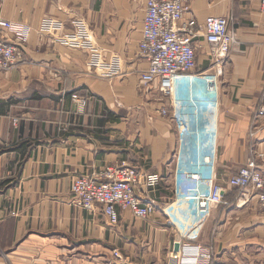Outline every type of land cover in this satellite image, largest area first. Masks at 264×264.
Listing matches in <instances>:
<instances>
[{
    "label": "crops",
    "instance_id": "1",
    "mask_svg": "<svg viewBox=\"0 0 264 264\" xmlns=\"http://www.w3.org/2000/svg\"><path fill=\"white\" fill-rule=\"evenodd\" d=\"M181 1L183 20L197 23L196 68L165 98L140 83L144 0H0V18L30 29L21 64L0 71V264H168L177 248L169 207L202 224L212 264H264V209L227 185L250 153L264 155V119L254 116L264 11L258 0ZM207 17L227 18L237 40L219 73L203 39ZM113 166L159 177L134 190L151 217L117 208L111 226L100 206L70 203L75 178ZM213 181L222 203L204 211Z\"/></svg>",
    "mask_w": 264,
    "mask_h": 264
},
{
    "label": "built area",
    "instance_id": "2",
    "mask_svg": "<svg viewBox=\"0 0 264 264\" xmlns=\"http://www.w3.org/2000/svg\"><path fill=\"white\" fill-rule=\"evenodd\" d=\"M258 1L264 11V0ZM188 11V6L181 0H144L137 51L138 57L147 63V68L140 74V83L143 88L157 84L165 98H171L176 84L193 74L196 68L193 42L198 36L197 23L194 19L183 20ZM202 31L210 67L219 73L237 40L228 29V19L224 17L205 18ZM29 35L28 26L0 18V71L21 64L22 49ZM71 98L82 107L86 104L76 95ZM160 114L166 116L167 111L162 109ZM254 116L264 119V92ZM253 134L250 132L249 136ZM158 180L156 174L144 175L132 167H109L98 175L75 178L69 189L70 203L87 211L100 206L111 226L118 222L117 208L130 212L138 220H144L151 217L155 210L136 196L135 186L142 181L146 188H154ZM227 185L238 190V202L247 203L254 198L264 209V155L250 153L245 163L228 178ZM223 195L224 189L211 182L204 194V211L221 204ZM163 211L167 225L176 236L178 248L168 255V264H212V250L198 241L202 224L180 219L173 207Z\"/></svg>",
    "mask_w": 264,
    "mask_h": 264
},
{
    "label": "water",
    "instance_id": "3",
    "mask_svg": "<svg viewBox=\"0 0 264 264\" xmlns=\"http://www.w3.org/2000/svg\"><path fill=\"white\" fill-rule=\"evenodd\" d=\"M178 248H176V250H177Z\"/></svg>",
    "mask_w": 264,
    "mask_h": 264
}]
</instances>
